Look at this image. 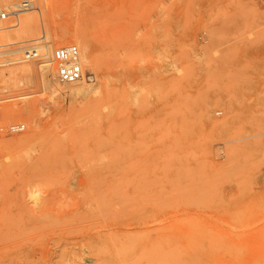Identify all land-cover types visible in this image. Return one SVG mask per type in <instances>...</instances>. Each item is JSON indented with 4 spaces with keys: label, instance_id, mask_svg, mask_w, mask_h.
<instances>
[{
    "label": "rangeland",
    "instance_id": "1",
    "mask_svg": "<svg viewBox=\"0 0 264 264\" xmlns=\"http://www.w3.org/2000/svg\"><path fill=\"white\" fill-rule=\"evenodd\" d=\"M49 1L99 62L1 96L0 264H264V0Z\"/></svg>",
    "mask_w": 264,
    "mask_h": 264
},
{
    "label": "bare ground",
    "instance_id": "2",
    "mask_svg": "<svg viewBox=\"0 0 264 264\" xmlns=\"http://www.w3.org/2000/svg\"><path fill=\"white\" fill-rule=\"evenodd\" d=\"M29 1L32 5L30 8L18 9L21 7L23 0H19V1L18 0L17 1H15V0H0V100H1V96L3 94L6 97V95H5L6 93L10 95V94H12V92H16L15 94H17L18 91H23L25 93L19 92L16 95L17 99L22 94H25V95L27 94L26 96H28V94L31 95L30 91H32V89H33V91L35 92V89L33 88V86L36 84V82H38V80L40 81V84H41L40 86H42L44 90H47V89H52L54 91L60 90L62 88V86L59 84L61 82H59V80L57 78V67H56V64L53 60V51L55 48L50 52L49 46L54 47V46H59L61 44L62 45H69V44L72 45V43H73V45H75L76 47H78L80 49L79 50L81 53L80 54L81 55L80 56V65L82 68V77L80 79H78L72 83H62V84H67V87L69 89L77 90L79 92L87 90L88 85H90V84L86 78L85 68H86V66L90 67L91 69L90 68H88V69L90 71H92V73H93V71H94V73H96L97 71L95 69L97 67L96 65H98L99 60L95 61L96 58H94L93 55L90 54V52H92L91 51L92 49L89 48L90 46H89V44L88 45L86 44L87 43L86 41H83L85 38L83 39V33H81L82 31H81L80 27L78 25H76L79 28L78 33L76 32V29H75V33H71V34L63 33L64 31L61 32V28H63V25L65 23L64 21L67 22L68 20H63V21L57 20L54 23L53 19L52 18L50 19L49 14L51 13L50 10L52 11L51 7H53V5L50 6L51 9L49 10L48 4L52 3V2H50L49 0L48 1L47 0H40L41 4H38L36 6L35 5L36 3L34 4L33 1H31V0H29ZM81 1L82 0H80L78 2H81ZM145 1L147 3L150 1L151 2L150 5L151 4L152 5L151 6L149 5V6L152 8L154 5H155L154 7H157V5H156L157 1L156 2H153L155 0H152V1L151 0H149V1L145 0ZM164 1H166V0H164ZM170 2H171V0H170ZM170 2H168L167 5H164V6H166V8L164 7L166 10H163V11H165L164 13H166L165 15H168V12H166V11L168 8L170 9V6H168ZM49 5H51V4H49ZM3 7L6 10L8 9V12L3 11L2 10ZM158 7H159V5H158ZM13 8H16V9H13ZM53 8H54L53 11H55L56 10L55 7H53ZM160 8H162V7H160ZM153 9H155V8H153ZM48 11H49V13H48ZM163 11L161 9L159 14ZM57 12H55V13H57ZM164 13H161V14L164 15ZM2 14H7V16L4 15L5 16L4 20L1 17ZM13 17H15V18L13 19ZM78 18H80L79 14H78ZM77 21H80V19H78ZM59 22H64V23H62L63 24L62 27L59 28L60 32L59 31L58 32L57 31L52 32L51 28L54 26V24L60 25L61 23H59ZM72 22H71V24H73ZM68 23H70V22H68ZM78 23H80V22H78ZM67 26H68V24H67ZM67 26L65 25V27L63 29L66 30ZM71 31H73V25H72ZM41 33H42V35H41ZM81 34H82V37L80 36ZM36 40H39V41L34 42L31 45L28 44V43H31V42L36 41ZM168 42H166V43H168ZM25 45H28V46H25ZM84 45L89 46L88 47L89 49L87 48L86 51H83V50H85ZM166 45H168V44H166ZM168 47H169V45H168ZM2 49H5V50L2 51ZM26 49L35 50L37 52L38 57L36 59L24 58L23 57V51ZM165 49H166L165 52H163L164 51L163 50L162 54L166 53L167 50L169 51V48L168 49L165 48ZM88 50H90L89 53H88ZM82 51H83V53H82ZM85 52H87V53H85ZM168 53L170 54V52H168ZM166 55H167V53H166ZM94 56L97 57V55H95V54H94ZM163 57L166 58L165 54ZM164 61H166V60H164ZM170 61L168 60L166 63L165 62L164 63L167 65L168 62H170ZM163 66H164V64H163ZM169 66L170 65H168V67ZM165 67H167V66H164L161 68H163V70L165 71V69H167ZM168 69L171 70V68H168ZM35 87H37V86H35ZM42 87H41V89H42ZM27 91L29 93H26ZM8 97L12 98V96L7 95L6 98H8ZM23 97L25 98V96H23ZM110 97H111V93L103 95V97L101 98L102 103L107 104ZM20 99H22V98H20ZM13 100H16V99H13ZM3 101L5 102V99L1 100L0 102L2 103ZM6 101L8 102V99H6ZM11 101H12V99H11ZM17 104L18 103L8 104V105H5L4 107H2L3 108V114H5L6 118H12V119L14 117L21 118L23 116L30 114L29 109L27 108V106H25V104L24 105L23 104L17 105ZM31 120L33 121L34 119H31ZM33 122L35 123V120ZM55 135L56 134L51 136L52 139L50 138L49 141H47V139L49 137L44 135L47 137V138L46 137L44 138L46 140H44V139L42 140V141H44V143L42 141L41 142L43 144L38 142L41 145L39 146V150H38V148L36 149V150H38V153H39V155H38V153L36 154L37 156L34 155V158L36 157V160L37 159H48V158L53 159V158H56L57 147L62 143L59 141L60 139H62V137L60 136V138H59V137H57L58 134L56 136ZM46 141H47V143H45ZM32 156L30 157L31 160L34 159V158H32ZM37 193L38 192L35 189L31 192V196H30V198H32L35 203L37 202L38 197H39V195H37Z\"/></svg>",
    "mask_w": 264,
    "mask_h": 264
},
{
    "label": "built area",
    "instance_id": "3",
    "mask_svg": "<svg viewBox=\"0 0 264 264\" xmlns=\"http://www.w3.org/2000/svg\"><path fill=\"white\" fill-rule=\"evenodd\" d=\"M31 6L29 0H23L21 7L18 9L30 8ZM4 15L7 16V14H2V19L5 18ZM23 57L26 59H36L38 55L35 50L26 49L23 51ZM53 60L57 67V78L59 82L72 83L82 77L80 53L75 45L56 47L53 51ZM8 129L11 132H18L24 129V125L12 124Z\"/></svg>",
    "mask_w": 264,
    "mask_h": 264
}]
</instances>
